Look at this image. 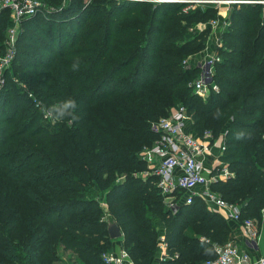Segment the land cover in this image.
I'll return each instance as SVG.
<instances>
[{
  "label": "trees",
  "instance_id": "obj_1",
  "mask_svg": "<svg viewBox=\"0 0 264 264\" xmlns=\"http://www.w3.org/2000/svg\"><path fill=\"white\" fill-rule=\"evenodd\" d=\"M202 7L71 0L66 19L42 10L21 19L18 53L0 87V264H57L60 249L78 264H106L102 253L118 242L134 264L214 257V243L233 239L236 226L200 197L180 199L173 213L157 175L134 174L148 167L141 152L158 137L154 123L179 105L193 115L195 134L211 130L217 138L227 130L223 161L234 174L211 188L239 204L242 219L261 220L264 4L233 6L214 67L218 89L206 98L192 87L197 67L186 63L211 32L197 23L218 16L217 7ZM7 10L0 13V52ZM65 99L76 101V119L45 122L41 109ZM111 221L121 238L110 237ZM159 222L170 254L163 260Z\"/></svg>",
  "mask_w": 264,
  "mask_h": 264
},
{
  "label": "built area",
  "instance_id": "obj_2",
  "mask_svg": "<svg viewBox=\"0 0 264 264\" xmlns=\"http://www.w3.org/2000/svg\"><path fill=\"white\" fill-rule=\"evenodd\" d=\"M158 1L183 3V11L185 12L198 5L201 7L213 5L218 8V14H220V7L224 4L228 6L229 12L236 5L264 4V0ZM2 4V9L7 6L11 8L18 20L26 16H32L43 9V3L40 0H3ZM2 9L0 8V11ZM219 22L218 18L211 19L209 23L201 22L202 26L199 27L210 26L212 30ZM222 23L227 25L229 24V20L226 18ZM12 57L13 55H7L5 62L8 63ZM221 58L219 50L216 48L215 51H211L200 62L198 69L200 76L192 81V87L196 93L205 97L208 96L212 89H218V85L214 81V67ZM186 63L193 66L189 58L186 60ZM2 66L0 67V74L2 76L1 82L4 83V73L1 71ZM30 96L33 99L35 107L41 108L43 106V101L35 96L34 93H30ZM190 125H192V115L185 105H179L169 115L161 117L154 123L153 128L158 133V137L151 146L143 150V158L146 162L151 167H156L154 173L158 177L157 184L164 195L167 207L173 213H176L180 206V199L190 204L196 197H201L205 201L224 208L231 219L241 222L250 244L257 245L259 220L254 217L242 219L241 206L228 202L211 188L214 181L230 177L234 174L229 169L228 164L224 163L223 159H219L218 163H215V161H213L214 163H208L207 160L208 154L212 153L215 146L218 147V152L221 156L224 154L227 149L225 140L227 131H224L220 137L214 138L211 130H205L204 136L200 137L190 129ZM219 138H221V142ZM210 167L213 168L210 170ZM180 192H182L181 195L179 194ZM262 213L264 214V208L262 209ZM160 236V246L163 248V250L161 249L160 258L163 260L170 256V254L165 235L162 234ZM214 248L216 255L207 259L203 264H260V261L264 259V255H261L258 259H253L247 251L241 249L232 240L222 244L215 243ZM102 258L106 264H134L130 252L125 247H122L119 251H105L102 253Z\"/></svg>",
  "mask_w": 264,
  "mask_h": 264
},
{
  "label": "rangeland",
  "instance_id": "obj_3",
  "mask_svg": "<svg viewBox=\"0 0 264 264\" xmlns=\"http://www.w3.org/2000/svg\"><path fill=\"white\" fill-rule=\"evenodd\" d=\"M2 1L3 0H0V8L1 9L3 7L2 6L3 5L2 4ZM40 1H42V3H43V9H42V11L44 12L45 15L46 14L47 15H52L53 12L55 11V12H57V14H55L56 16L57 15H60L62 18L63 17L65 19L68 18V13L66 14V11H67V9L69 7V2L71 0H40ZM91 1H93V0H85V2H87V3H90ZM136 1L137 2H142V3H148V4H151L152 6H154L155 4L160 3L158 0H136ZM6 8H8V10H7L8 12H7V14L5 15L4 18H9L8 19L9 22H8V26L6 28V34H5V39H4V49L2 50V52H0V67L4 63H6L5 62V58H6L7 55L10 54L11 56L13 55V57L11 58V60L8 63H6V64H4L2 66L1 71L4 74H5V72H7V71H9V70L12 69L13 61L15 60V58L17 56V53H18V47L16 45V38H17L18 33L20 31V22H21V20H18L17 17H15V14H14V12H13V10L11 8H9L8 6ZM202 9H204V7H202ZM1 11H0V13H2ZM217 17H219V14H218ZM216 18L213 17L212 19H216ZM209 21H208V23H209ZM199 26H202V23L201 22L200 23H197V27L198 28H200ZM225 28H226L225 25L221 27V29H222V36H223V31H224ZM211 42H213V41H212V37L210 35V37H208V41H207L206 47L204 49H202L200 52L195 53V54H193V55H191L189 57L190 63L193 66L197 67V69H199L200 62L203 61V59L206 57V55H208L211 52V49L209 48V46H211ZM222 42H223V40H222ZM13 52H14V54H13ZM214 73H215V68H214ZM199 76H200V71H198L197 74H196V77H199ZM1 79H2V76L0 74V87H3L4 86V83L1 82L2 81ZM33 93H34L35 96H37V93L36 92H33ZM206 97L207 96H205L204 98H206ZM48 120L49 119H46L45 118L44 121L50 123L51 125H54L56 123V121H55V123H53V122L51 123ZM192 122H194L193 121V118H192ZM193 126H194L193 124L190 125V129L191 130H193V128H194ZM198 136L202 137V136H204V134L203 135H198ZM225 140H226V136H225ZM219 141L221 142V138H219ZM220 142H218V143H220ZM144 149L146 150V147ZM218 151H219V149L216 146L215 152H218ZM141 155H142V158H143V151L141 152ZM217 155H219L221 157L220 160L223 159V155L224 154L221 156L220 153L218 152ZM224 163L227 164V162H225V161H224ZM212 168L213 167H210L209 169L211 170ZM155 169H156L155 166L154 167H151L149 165L144 170H137V171H135L134 174H136L138 176H141V177H146L148 174L154 175V170ZM117 178L119 180H123L124 179V176H118ZM101 205L104 206L103 207L104 208V211H106V204L103 203V202H101ZM163 225L164 224L162 222H159L158 223V229H159L160 232H164V226ZM60 255H61V260L57 264H78L79 263L76 260L72 259V253L71 252H63L62 249H60Z\"/></svg>",
  "mask_w": 264,
  "mask_h": 264
},
{
  "label": "crops",
  "instance_id": "obj_4",
  "mask_svg": "<svg viewBox=\"0 0 264 264\" xmlns=\"http://www.w3.org/2000/svg\"><path fill=\"white\" fill-rule=\"evenodd\" d=\"M217 18L220 20V22L218 23V25L215 28H212V30L210 32V35H211L212 41H213V42H211V46H209L211 51H215L216 48L219 49V45L222 44V29H221V27L225 25L222 23V21H224V19H226V18L229 20V22L231 20L230 12L228 11V6L226 4H224L220 7V14H219V17H217ZM225 26L227 27L228 24ZM210 35H209V37H210ZM212 148H213V145H212ZM215 148H216V146L213 148L212 153L208 154V159H207L208 163H211L213 161H215V163H218V160L221 159V157L219 155H217L218 152H215ZM201 199H203V198H201ZM207 203H209L212 207L218 209V211H220L221 214L229 222H231L234 226H236L235 236L233 239H231L234 243H236L241 249L247 251L252 256L253 259H258L261 255H264V214L263 213H262L261 220H259V235L257 238V245L256 244L251 245L250 242L248 241V237L245 233V230H244L241 222H238L234 219H231L228 216V214L224 208L218 207L217 205H215L212 202L207 201ZM162 234L165 235L164 232H162L160 235H162ZM160 237L161 236H159V241H158L159 253H161L163 250V248H161V246H160V244H161ZM214 245H215V243H214ZM121 248H122V244L120 242H118V243H116L115 248L112 250L119 251ZM159 260H161L160 257H159ZM158 264H160V261Z\"/></svg>",
  "mask_w": 264,
  "mask_h": 264
},
{
  "label": "clouds",
  "instance_id": "obj_5",
  "mask_svg": "<svg viewBox=\"0 0 264 264\" xmlns=\"http://www.w3.org/2000/svg\"><path fill=\"white\" fill-rule=\"evenodd\" d=\"M79 66L80 60L77 57L72 64V70L77 71L79 69ZM76 108L77 104L74 99H65L58 102L57 104H53L50 107L42 108L41 110L45 118L53 121H62L65 118H70L72 120L76 119L74 115ZM260 264H264V259L260 261Z\"/></svg>",
  "mask_w": 264,
  "mask_h": 264
},
{
  "label": "water",
  "instance_id": "obj_6",
  "mask_svg": "<svg viewBox=\"0 0 264 264\" xmlns=\"http://www.w3.org/2000/svg\"><path fill=\"white\" fill-rule=\"evenodd\" d=\"M109 235L112 239L121 238L123 236V231L116 221H111L108 225Z\"/></svg>",
  "mask_w": 264,
  "mask_h": 264
}]
</instances>
